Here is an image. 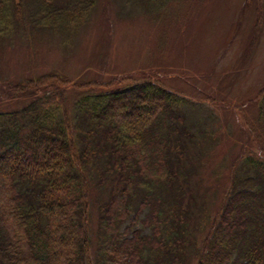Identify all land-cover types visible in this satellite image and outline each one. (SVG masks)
I'll return each instance as SVG.
<instances>
[{
    "label": "trees",
    "instance_id": "16d2710c",
    "mask_svg": "<svg viewBox=\"0 0 264 264\" xmlns=\"http://www.w3.org/2000/svg\"><path fill=\"white\" fill-rule=\"evenodd\" d=\"M175 1L131 0L156 19ZM36 3L26 15L24 0H0V36L39 28L70 39L97 0ZM6 89L0 264H188L189 248L194 264H264V85L248 116L251 144L199 238L187 193L191 133L178 92L147 77L71 80L53 72ZM94 186L106 195L96 215Z\"/></svg>",
    "mask_w": 264,
    "mask_h": 264
},
{
    "label": "rangeland",
    "instance_id": "374dc122",
    "mask_svg": "<svg viewBox=\"0 0 264 264\" xmlns=\"http://www.w3.org/2000/svg\"><path fill=\"white\" fill-rule=\"evenodd\" d=\"M36 1L24 0L26 15L34 14ZM168 7L156 19L131 0H97L70 39L39 28L0 36V104H12L9 81L48 72L71 80L147 77L178 92L191 133L187 193L192 237L199 238L204 217L223 199L238 153L251 144L248 116L264 85V0H178ZM91 196L96 215L106 195L94 186ZM189 250L188 264H194Z\"/></svg>",
    "mask_w": 264,
    "mask_h": 264
}]
</instances>
